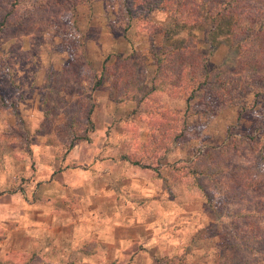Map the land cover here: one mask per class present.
<instances>
[{"label": "rangeland", "instance_id": "374dc122", "mask_svg": "<svg viewBox=\"0 0 264 264\" xmlns=\"http://www.w3.org/2000/svg\"><path fill=\"white\" fill-rule=\"evenodd\" d=\"M56 2L49 7L52 19H46L36 10L39 0H20L0 35V264H165L169 259L183 264H264L262 252L227 247L234 235V205L219 194L214 199L216 207L210 209L194 189L187 194L189 186L184 179L179 181L177 204L165 203V214L175 212V224L181 228L170 236L169 248L159 240L161 236L148 237L144 232L147 218L141 226L134 224L133 235H126L125 228L117 229L115 236L123 239L116 243L118 250L110 244V229L101 225L102 216L97 211L96 219H92L86 210V216L81 218L85 224L72 230L62 226L53 229L46 224L49 220L45 213L34 220L30 208H35V197L39 198V185L50 176V169L40 167L53 166L51 170L58 173L55 177L60 183L53 187L55 194L69 193L71 187L61 180L67 182L72 177L68 173L76 177L79 172L80 180L101 185L103 195L110 189L118 191L110 185V164H104L101 174L96 173L97 154L90 151L130 153L147 142L149 116L157 106L148 109L138 100L147 97L156 68L154 55L163 43L176 49L191 42L196 54L207 58L209 74L219 73L223 78L240 81L239 86L233 90L230 87L223 95L226 105L209 96H198L187 113L186 134L171 150H180V158L187 160L197 149L218 147L227 134L235 135L242 139L240 150L245 152L231 158L237 168L235 174L245 181L264 180V67L252 69L238 62V50L232 47L224 24H219L216 31L204 24L173 28L168 14L159 9L150 13L145 18L146 25L137 31L122 0H97L90 5L79 2L73 15L66 10L64 0ZM166 30L171 34L167 35ZM102 70L107 77L93 89L94 77ZM114 77L128 81L138 98L117 104L111 86ZM257 88L261 95L256 99ZM152 97L160 100L164 108H185L182 99L165 94ZM88 110L94 130L88 133V141L72 145L70 137L76 132L70 127L78 122L84 128ZM121 131L124 135L119 139ZM113 153L105 154L103 160L127 166L123 153ZM161 157L156 154L145 158V162L158 167L163 162ZM164 160L167 164L176 161L171 154ZM114 171H118L120 185L128 172L117 167H113ZM140 171L146 175L140 173L142 180L161 174ZM162 172L172 182L174 176H181L171 175L166 169ZM141 183L143 187L134 193L135 208L151 204L147 196L138 195L146 192V183ZM259 188L264 195V186ZM120 190L124 193L126 188ZM118 202L123 212L130 213L123 199L118 197ZM43 203L48 205L47 199ZM81 205L93 206L89 201ZM99 206L103 212L111 209L105 201ZM15 208L21 211L15 212ZM77 214L73 212L69 218L75 221ZM94 221L101 226L90 228L88 223ZM169 231L172 229L167 228L168 236Z\"/></svg>", "mask_w": 264, "mask_h": 264}, {"label": "trees", "instance_id": "16d2710c", "mask_svg": "<svg viewBox=\"0 0 264 264\" xmlns=\"http://www.w3.org/2000/svg\"><path fill=\"white\" fill-rule=\"evenodd\" d=\"M19 1L0 0V35L7 27L8 17L17 9ZM95 1L97 0H64L63 4L67 5L66 10L73 15L79 2L90 5ZM122 1L129 19L134 20L137 31L146 25L145 18L159 9L168 14L173 28H191L204 24L216 31L220 27L219 24H224L225 34L230 37L232 47L238 50V62L252 69L264 67V0ZM51 3L57 2L39 0L36 10L38 13L41 12L43 18L52 19L49 8ZM33 24L35 25L34 22ZM165 33L169 35L171 31L166 30ZM154 60L156 68L147 97L138 100V103L143 102L148 109L157 106L156 111L149 116L150 130L147 142L140 146L139 154L126 152L121 156L123 160L140 169H151L152 166L145 162V158L166 153L182 140L188 129V110L198 96H209L211 100L226 105L223 95L230 87L233 90L239 86L240 82L223 78L219 73L209 74L206 71L207 58L197 55L191 42H186L176 49L163 43L155 53ZM111 71L112 69L109 75H112ZM105 77L107 75L103 70L97 74L94 77L93 89L102 85ZM111 86L117 104L138 98L134 87L128 81L123 79L119 81L118 77H114ZM160 94L182 99L185 108L183 110L164 108L160 100L152 97ZM260 95L259 91L256 92V99ZM87 101V106L91 108V102ZM81 106L85 107L84 104ZM84 120V128L78 122L70 127L76 132L70 137L72 145L82 140L88 141V133L94 130L90 110ZM241 142L242 139L237 136L227 134L225 142L220 146L197 149L189 159L168 164L166 169L171 175L180 174L188 179L210 209L216 207L214 199L219 194L228 203L234 205L232 225L234 235L229 238L227 247L234 251L264 253V195L259 188L264 186V180L245 181L243 176L235 174L237 168L232 164L231 158L245 154L244 150H240ZM72 145L70 143V146ZM165 264L183 263L169 259Z\"/></svg>", "mask_w": 264, "mask_h": 264}, {"label": "crops", "instance_id": "0c3cea01", "mask_svg": "<svg viewBox=\"0 0 264 264\" xmlns=\"http://www.w3.org/2000/svg\"><path fill=\"white\" fill-rule=\"evenodd\" d=\"M101 129V128H100ZM122 130V128H120ZM98 132L100 131L99 129H96ZM149 126L147 128V131L149 133ZM112 133H115L114 130H111ZM126 133H129L128 130L125 131ZM111 133V135H112ZM119 134V133H118ZM116 135V133H115ZM123 133L118 135V138L121 139L123 137ZM148 137V134H147ZM146 137V138H147ZM90 150H88L89 152ZM97 154V159H95L94 167H95V172H102V168H105L106 163L110 164V180H111V186H116L118 191L114 189H110L109 194L103 195V192L100 191L101 185L98 186V184L95 181H89L88 179L86 180H80L81 172L74 176L75 174H70L68 173L69 176H72L68 179L67 182H64L61 180V183H65L68 185V187L71 189L69 190V193H66L64 191L61 194H55L53 191V187L55 184L60 181L55 177V174H58L56 172H53L51 167H46L40 169H47L50 171V176L44 180L41 185H39V198L35 197V208H30V214H33L34 220H39L38 215H42L43 213L46 214V217L48 218L49 222L46 224L51 225L53 229L59 228L60 226L70 228L72 230L73 227L85 224L84 220H81V218L85 217L86 214H90V218L94 219L95 217V212L97 211L99 214H101V225L107 227V229H110V236H111V241L110 244L113 245L114 250H118L117 248V241H122L123 239H119L118 237L115 236V233L118 232L117 229L120 227L125 228L126 235H133L132 227H134V224L136 223L137 226H141V223L144 221V219L147 218V223L144 224L146 231L144 230L145 233H147L148 237L151 236H161L159 237V240L163 241L165 244H168V240H171L170 236H172L173 233H178L181 231L180 225H176L175 223V218L172 215H175L177 217L178 215L173 212V214L166 215L165 212H167V208H165V203L169 204V202H173V204H177V199H180L179 196V190L180 187V182L182 179L184 181H187V187L189 191H187V194H191L192 189L195 190V192H198V190L190 184L188 179L183 178L182 176H173L171 178L174 179L175 182H172L170 179V176H165L164 173L162 172V169H166L168 164H173L177 163L179 161H185L180 158V150H170L166 153H160L163 157L160 158L163 162H161V166H153L151 169H139L137 167H134L133 165L131 166L129 163L127 166H124L122 162L116 161L115 163H112V161H106L103 160V157L110 156L111 151H113L114 155H117L119 153L122 154L123 150H91V152ZM132 153L139 154V150H131ZM103 155L105 156H102ZM173 153V154H172ZM93 154V155H94ZM124 154V153H123ZM167 154L174 155V158L176 161L171 162V163H164V157ZM179 157V158H178ZM95 158V157H94ZM178 159V160H177ZM181 159V160H179ZM189 159V158H188ZM115 161V160H114ZM65 164V168H66ZM115 165V166H114ZM113 167H117V169H123L125 172H128L126 174V177L122 179L121 184L117 185L118 183V171L113 172ZM137 169H134V168ZM80 170V169H79ZM83 169H81L82 171ZM140 170H145V171H152L154 174L155 171H161V174H154L155 176L147 177L148 179L142 180L141 176H146L144 173H142ZM167 170V169H166ZM143 175H141V174ZM63 177L66 176V174H61ZM139 175V176H136ZM122 177V176H121ZM146 183L144 185V188L146 192L144 191L143 193L140 192L138 195H143L147 196V199L151 204H146L145 206H140L138 205L136 208L133 206L136 201V196L134 193L137 191L136 188H141L143 187L142 183ZM176 183V185L174 184ZM66 185V186H67ZM44 187V189H41ZM120 187H125L126 190L124 193H121ZM120 190V193H119ZM177 191V192H176ZM45 192V194H42ZM103 195V197H102ZM196 195V194H195ZM142 196V197H143ZM190 196V195H189ZM201 196V195H200ZM118 197L119 199H123L124 204H126L127 209H129L130 213L123 212V208L119 206L118 202ZM202 197V196H201ZM203 198V197H202ZM47 199L48 205H44V200ZM204 199V198H203ZM86 201L92 202L93 206L84 208L81 203H86ZM108 202L110 204L111 209L108 212H103L102 207L100 208L99 204L102 202ZM169 201V202H168ZM206 202V201H205ZM86 210H89L88 213L85 214ZM171 210H175V207L171 208ZM15 212H20V208H15ZM72 211V212H71ZM78 211V218L75 221H72L69 216L71 213H76ZM92 211V213H91ZM147 216V217H146ZM44 219V217H42ZM96 219V217H95ZM106 220V221H105ZM131 222V223H129ZM89 227L94 229L98 228L101 225L97 224L95 221L88 223ZM167 228L172 229V231H169V236L167 235ZM140 235V234H138ZM168 241V242H167ZM165 247H171V245L168 244ZM63 250H68L69 248H62ZM71 249V248H70ZM69 249V250H70ZM166 250V248H165ZM105 251H107V248H105ZM107 253V252H106ZM52 256V255H51ZM51 257H49L50 259ZM48 259V260H49ZM82 259V258H79ZM52 261V259H51ZM54 261V260H53Z\"/></svg>", "mask_w": 264, "mask_h": 264}]
</instances>
